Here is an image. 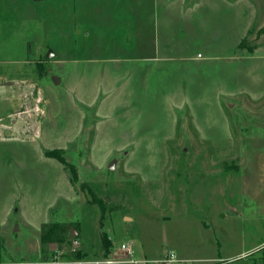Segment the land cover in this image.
<instances>
[{
	"label": "rangeland",
	"instance_id": "1",
	"mask_svg": "<svg viewBox=\"0 0 264 264\" xmlns=\"http://www.w3.org/2000/svg\"><path fill=\"white\" fill-rule=\"evenodd\" d=\"M0 235V264H262L264 0H0Z\"/></svg>",
	"mask_w": 264,
	"mask_h": 264
},
{
	"label": "trees",
	"instance_id": "2",
	"mask_svg": "<svg viewBox=\"0 0 264 264\" xmlns=\"http://www.w3.org/2000/svg\"><path fill=\"white\" fill-rule=\"evenodd\" d=\"M243 47L244 44L241 43L240 47ZM47 156L57 159L59 160L67 169L68 165L66 160L59 154H51V153H47ZM77 178V171L76 169L73 167L72 169V179H76ZM75 224L73 223H64V222H44L42 223L40 229V244L41 245H51V244H69L72 245V241L75 238H78L80 236V233L78 234L77 237H72V229L74 228ZM77 230V229H76ZM107 240L104 239V246L109 247L110 244H107ZM6 246H5V239L4 237H2L0 235V262L3 252L5 250ZM262 251H264V247L263 249H261ZM43 252V251H42ZM107 255V253H106ZM45 256V255H44ZM84 256V254L82 253L81 249H75L73 252H71L70 254H62L61 257L65 260V261H74V260H78L81 259ZM45 259H47V257H44ZM264 264V256L262 259Z\"/></svg>",
	"mask_w": 264,
	"mask_h": 264
},
{
	"label": "built area",
	"instance_id": "3",
	"mask_svg": "<svg viewBox=\"0 0 264 264\" xmlns=\"http://www.w3.org/2000/svg\"><path fill=\"white\" fill-rule=\"evenodd\" d=\"M78 243L77 239H74L73 244ZM123 252L124 257H118L117 255L119 253ZM116 255V256H114ZM50 262L49 260H43L40 263L36 264H43L44 262ZM164 264H169L171 262L177 261V257L175 256V253L171 251L168 256L164 257V260H161ZM139 261L134 257V246L131 243L124 242L121 244L120 248L113 253L110 257L107 256H100L94 260H90L87 263L91 264H137ZM57 262L53 261L52 264H56ZM85 264L86 262H82Z\"/></svg>",
	"mask_w": 264,
	"mask_h": 264
},
{
	"label": "water",
	"instance_id": "4",
	"mask_svg": "<svg viewBox=\"0 0 264 264\" xmlns=\"http://www.w3.org/2000/svg\"><path fill=\"white\" fill-rule=\"evenodd\" d=\"M34 1H35V0H34ZM53 55H54V52H52L51 50H49V51L46 53V56H47L48 58H52ZM55 78L58 79L57 77H55ZM115 166H116V164H115V161H114V160L111 161V162L109 163V168H110L111 170L115 169ZM78 234H79L78 230H76L75 228H73V229H72V237H77Z\"/></svg>",
	"mask_w": 264,
	"mask_h": 264
},
{
	"label": "crops",
	"instance_id": "5",
	"mask_svg": "<svg viewBox=\"0 0 264 264\" xmlns=\"http://www.w3.org/2000/svg\"><path fill=\"white\" fill-rule=\"evenodd\" d=\"M51 245H54V244H51ZM40 256H42V253H41ZM62 263H64V264H70V263H65V262H60V261H58L56 264H62Z\"/></svg>",
	"mask_w": 264,
	"mask_h": 264
}]
</instances>
